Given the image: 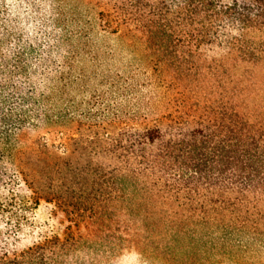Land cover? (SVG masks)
Masks as SVG:
<instances>
[{
    "label": "trees",
    "instance_id": "16d2710c",
    "mask_svg": "<svg viewBox=\"0 0 264 264\" xmlns=\"http://www.w3.org/2000/svg\"><path fill=\"white\" fill-rule=\"evenodd\" d=\"M35 6L0 4V264H264V0ZM96 35L145 81L85 95Z\"/></svg>",
    "mask_w": 264,
    "mask_h": 264
},
{
    "label": "rangeland",
    "instance_id": "374dc122",
    "mask_svg": "<svg viewBox=\"0 0 264 264\" xmlns=\"http://www.w3.org/2000/svg\"><path fill=\"white\" fill-rule=\"evenodd\" d=\"M39 2L43 5H48L50 4L51 0H0V4L2 3L5 9L8 11V15H10L13 12L14 7L17 6V13L24 23L29 22L28 18H31V14H35L34 17L38 16V7L35 5H38ZM93 43L95 46L94 49L99 51L100 64L85 62L83 65L89 69V72L94 73L97 71L99 78L88 83V92L85 93V95L89 97L96 89L100 92L107 91L109 86L105 85L106 82L104 85H101L103 80L106 81L104 77H112L114 79H119V77H121L122 81L124 79H129V81H132L134 84H142L145 81L144 65L149 62L147 54L143 53L138 48L129 47L125 41L117 37H104L101 35H96L93 37ZM172 76H174L173 72L168 73L165 79L169 80L172 78ZM194 78L195 76L191 79L195 80ZM193 83V87H195V81ZM194 92L197 96L198 94L203 96L205 95L204 93H206V90L198 91L195 88ZM143 93L146 94L147 92L143 91ZM189 94H193V92H190ZM158 109L162 111L163 107L155 106L152 108L151 106H142L141 111H159ZM47 140L54 142L57 146H59L61 143L60 139L55 136H48ZM51 209L52 208L50 206L42 204L37 210H35L34 213L30 215V223L32 226L41 227V225H44L46 222L48 223ZM52 224H54V222H51V225ZM56 230L60 234L63 233V230H60L59 228H56ZM66 261L68 263V258ZM127 261L130 262L128 264H135L132 258L128 259ZM139 264H143V262L140 260Z\"/></svg>",
    "mask_w": 264,
    "mask_h": 264
}]
</instances>
